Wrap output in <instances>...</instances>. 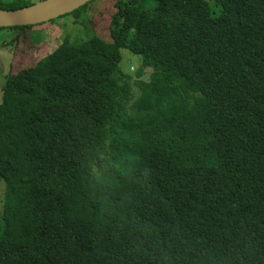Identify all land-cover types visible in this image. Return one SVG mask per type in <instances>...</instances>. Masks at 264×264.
I'll return each instance as SVG.
<instances>
[{"label":"trees","instance_id":"1","mask_svg":"<svg viewBox=\"0 0 264 264\" xmlns=\"http://www.w3.org/2000/svg\"><path fill=\"white\" fill-rule=\"evenodd\" d=\"M153 1L7 78L0 264H264V0Z\"/></svg>","mask_w":264,"mask_h":264},{"label":"rangeland","instance_id":"2","mask_svg":"<svg viewBox=\"0 0 264 264\" xmlns=\"http://www.w3.org/2000/svg\"><path fill=\"white\" fill-rule=\"evenodd\" d=\"M40 1L42 0H32L34 3ZM155 5L156 2L153 0L143 2L145 9L153 8ZM211 8L215 13H219V7L212 4ZM113 13L114 0H95L77 13L71 12L48 22L24 29L0 28V103L3 97L2 88L11 74L33 65L53 52L66 38L76 44L93 36L109 40V16L111 17ZM103 29L105 32H102ZM119 65L126 74L136 76V71L141 66V58L128 49H123ZM143 79H148L147 74ZM137 90L134 87L135 97L138 95ZM5 187L4 180L0 178V222L3 218Z\"/></svg>","mask_w":264,"mask_h":264},{"label":"water","instance_id":"3","mask_svg":"<svg viewBox=\"0 0 264 264\" xmlns=\"http://www.w3.org/2000/svg\"><path fill=\"white\" fill-rule=\"evenodd\" d=\"M93 0H42L17 10L0 9V28L31 26L69 14Z\"/></svg>","mask_w":264,"mask_h":264}]
</instances>
